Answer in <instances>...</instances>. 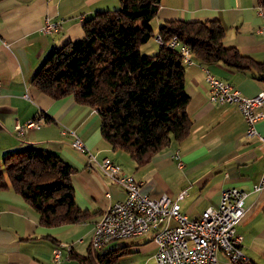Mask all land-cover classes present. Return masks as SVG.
Segmentation results:
<instances>
[{
  "label": "crops",
  "instance_id": "1",
  "mask_svg": "<svg viewBox=\"0 0 264 264\" xmlns=\"http://www.w3.org/2000/svg\"><path fill=\"white\" fill-rule=\"evenodd\" d=\"M119 5V0L0 1V161L9 153L30 148L57 153L76 168L72 175L75 202L90 213L77 224L43 226L38 213L19 194L0 190V264H78L73 258L55 262L54 247L69 243L73 253L86 255L94 224L113 203L125 198L121 186L97 166L88 165L87 154L72 145L75 137L98 159L109 157L121 165L140 183L142 193L152 198L168 195L190 219L199 218L210 206L217 208L225 188L248 192L246 212L237 228L243 237L241 250L246 261L264 264V189L253 191L264 169V146L256 137L246 136L247 124L237 105L209 100L205 68L233 84L245 97L264 90V71H240L223 62L205 65L196 59L186 65L190 132L181 141L173 139L140 166L127 152L113 150L103 139L96 110L79 105L73 95L55 100L31 84L55 48L84 36L85 19ZM176 19H218L225 27V46L264 64V34L258 32L264 27V7L258 0H160L152 22L154 31L165 21ZM46 20L59 23L58 30L44 34L41 30ZM157 51L158 45L151 52ZM37 118L43 119L38 127L17 136V122L25 124ZM256 128L264 137V118ZM177 153L182 166L175 160ZM183 190L186 195L179 198ZM116 249L122 253L118 264H156L157 247L150 233L114 241L104 251ZM218 259L220 264H237L222 251Z\"/></svg>",
  "mask_w": 264,
  "mask_h": 264
},
{
  "label": "trees",
  "instance_id": "2",
  "mask_svg": "<svg viewBox=\"0 0 264 264\" xmlns=\"http://www.w3.org/2000/svg\"><path fill=\"white\" fill-rule=\"evenodd\" d=\"M1 1V0H0ZM113 10H99L83 21L84 36L55 48L31 84L57 100L70 95L97 111L101 134L113 150L127 152L138 166L146 164L174 139L190 132L186 64L173 37L188 45L193 59L208 65L223 62L240 71H264V64L224 45L225 27L218 19L167 20L154 31L160 0H119ZM264 7V0H258ZM159 35L163 44L155 40ZM155 40L158 51L143 47ZM76 168L57 153L30 148L0 161V190L19 194L54 227L77 224L90 213L75 202L72 175ZM116 250L72 253L78 264H118ZM243 264H254L248 261Z\"/></svg>",
  "mask_w": 264,
  "mask_h": 264
},
{
  "label": "built area",
  "instance_id": "3",
  "mask_svg": "<svg viewBox=\"0 0 264 264\" xmlns=\"http://www.w3.org/2000/svg\"><path fill=\"white\" fill-rule=\"evenodd\" d=\"M57 22L46 20L42 28L44 34H52L58 30ZM264 34V27L258 29ZM163 44L159 35L155 38ZM168 46L178 49L186 65L194 63L191 48L173 37ZM206 82L209 88V100L215 104H234L240 109L247 124L246 136L257 137L264 146V138L259 134L256 124L264 118V90L253 97H245L230 82L225 81L205 68ZM2 84L0 82V93ZM42 118L28 120L25 124L17 122V136L24 135L28 129L36 128ZM73 145L83 152L87 151L83 142L75 137ZM90 152H88L89 154ZM91 164L101 169L103 174L123 187L125 198L112 204L104 215L103 223H96L93 230L92 244L101 249L115 240L142 236L152 233L157 246L155 260L157 264H220L218 252L222 251L232 263L246 261L241 250L243 237L237 227L246 211L247 192L236 187L226 188L221 193L217 208L208 207L199 218L190 219L180 211L177 202L163 194L159 199H152L142 194L139 184L130 174L123 172L119 164L110 158L96 160L93 156ZM175 158L178 160L179 155ZM182 164L181 162L179 163ZM264 189V169L260 181L254 185L253 191ZM186 195V190L179 198ZM64 247L56 246L53 250L54 260L59 262L63 257ZM68 259V256L66 257Z\"/></svg>",
  "mask_w": 264,
  "mask_h": 264
},
{
  "label": "rangeland",
  "instance_id": "4",
  "mask_svg": "<svg viewBox=\"0 0 264 264\" xmlns=\"http://www.w3.org/2000/svg\"><path fill=\"white\" fill-rule=\"evenodd\" d=\"M154 28H155V26H154ZM157 44V43H156ZM155 43H153V41H151L150 40V42L147 44V45H145L144 47H143V50L144 51H146V52H149V53H154V52H151V51H155V50H157V45H156ZM257 138V137H256ZM264 138V137H263ZM258 139V138H257ZM74 142V141H73ZM73 142H72V145H73ZM74 146V145H73ZM75 147V146H74ZM76 148V147H75ZM77 149V148H76ZM78 150V149H77ZM87 150H88V152H90L89 154H88V152L87 151H85V152H83V151H81V150H79V151H81V152H83V153H86L87 154V156H88V165L89 166H96V165H93V164H91L90 163V161H93L92 160V157L91 156H93L94 158H96V160H98V161H101L102 159H98L97 158V156H96V154H94L93 152H91L88 148H87ZM178 154V153H177ZM176 155V154H175ZM106 158V157H105ZM107 158H109V157H107ZM180 158V157H179ZM111 159V158H110ZM112 160V159H111ZM175 160L178 162V165L179 166H182V164L180 165L179 163L181 162L182 163V161H181V159H176L175 158ZM118 164V163H117ZM120 167H121V165H120ZM99 168V167H98ZM122 168V167H121ZM100 169V168H99ZM101 170V169H100ZM123 170V169H122ZM102 172V171H101ZM123 172H124V170H123ZM103 173V172H102ZM126 173V172H125ZM105 176V175H104ZM106 177V176H105ZM134 177V176H133ZM108 178V177H107ZM109 179V178H108ZM134 179H135V177H134ZM111 180V179H110ZM136 180V179H135ZM111 181H113V180H111ZM137 181V180H136ZM113 182H115V181H113ZM116 183V182H115ZM137 183L139 184V190H140V183L137 181ZM116 184H118V183H116ZM119 185V184H118ZM120 186V185H119ZM122 187V186H121ZM123 188V187H122ZM228 188H231V187H228ZM226 189V188H225ZM124 190V189H123ZM224 190V189H223ZM241 190V189H240ZM244 191V190H243ZM125 192V191H124ZM141 192V191H140ZM246 192V191H245ZM142 193V192H141ZM248 193V192H247ZM142 194H144V193H142ZM126 195V194H125ZM145 195H147V194H145ZM147 196H149V195H147ZM150 197V196H149ZM150 198H152V197H150ZM152 199H159V198H152ZM246 200V199H245ZM174 201V200H173ZM176 202V201H175ZM114 204V203H113ZM246 206V205H245ZM180 207V206H179ZM107 211V210H106ZM105 211V212H106ZM181 211V210H180ZM205 211V210H204ZM104 212V213H105ZM246 212V211H245ZM103 213V214H104ZM245 215V214H244ZM103 216V215H102ZM101 216V217H102ZM100 220V219H99ZM98 220V221H99ZM97 221V222H98ZM242 221V220H241ZM241 223V222H240ZM96 224V223H95ZM95 224H94V226H95ZM240 225V224H239ZM238 225V226H239ZM238 228V227H237ZM93 230H94V228H93ZM238 231V230H237ZM147 234H149V233H147ZM151 235H152V233H150ZM144 235H146V234H144ZM144 235H142V236H144ZM137 237H139V236H137ZM92 238H93V232H92V237H91V243H90V245H91V250H93V251H98V250H100V251H104V249L110 244V243H112V242H114V241H112V242H110L108 245H106L105 247H103V248H101V249H97V248H95L94 246H93V244H92ZM131 238H134V237H131ZM126 239H130V238H126ZM152 239H153V235H152ZM121 240H124V239H121ZM115 241H117L118 242V240H115ZM122 241H119V243H121ZM155 243V242H154ZM56 246H61V247H64V249H63V257H62V259L61 260H70V259H72V253H73V250H72V247H71V245L69 244V243H59V244H57ZM55 246V247H56ZM54 247V248H55ZM157 247V246H156ZM54 250V249H53ZM156 252H157V250H156ZM66 255H65V254ZM156 254V253H155ZM68 256V259L66 258ZM218 256V255H217ZM154 258H155V255H154ZM53 259H54V257H53ZM247 260V259H246ZM55 261V260H54ZM76 261V260H75ZM156 261V260H155ZM55 262H57V261H55ZM60 262V261H59ZM245 262V261H244ZM157 264V263H156ZM237 264H243L242 262L241 263H237Z\"/></svg>",
  "mask_w": 264,
  "mask_h": 264
},
{
  "label": "bare ground",
  "instance_id": "5",
  "mask_svg": "<svg viewBox=\"0 0 264 264\" xmlns=\"http://www.w3.org/2000/svg\"><path fill=\"white\" fill-rule=\"evenodd\" d=\"M104 222V215L100 218V220L97 223H103ZM167 264H176V262H167Z\"/></svg>",
  "mask_w": 264,
  "mask_h": 264
}]
</instances>
